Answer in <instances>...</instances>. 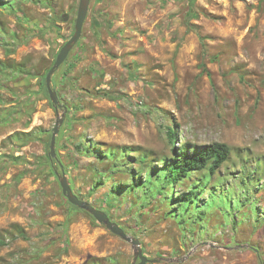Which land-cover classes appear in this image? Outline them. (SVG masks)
I'll list each match as a JSON object with an SVG mask.
<instances>
[{"label": "rangeland", "instance_id": "374dc122", "mask_svg": "<svg viewBox=\"0 0 264 264\" xmlns=\"http://www.w3.org/2000/svg\"><path fill=\"white\" fill-rule=\"evenodd\" d=\"M78 5L0 0V264L134 261L57 171L141 241L147 264H264V0H91L52 77L56 110L46 75ZM62 114L63 170L49 159ZM180 142H224L230 158L166 184Z\"/></svg>", "mask_w": 264, "mask_h": 264}, {"label": "water", "instance_id": "95a60500", "mask_svg": "<svg viewBox=\"0 0 264 264\" xmlns=\"http://www.w3.org/2000/svg\"><path fill=\"white\" fill-rule=\"evenodd\" d=\"M91 0H79L77 17L75 21V30L71 38L60 48L59 53L55 59L54 64L49 69L46 75V87L50 96L51 101L53 102L56 110L60 108L65 109V105L61 103L58 92L53 88L52 77L55 71L66 61L70 52L72 51L75 44L80 40L85 21L88 16L89 7ZM65 114L56 121L53 128L51 141H50V157L59 162L60 167L63 170V164L60 162L57 151H56V138L60 131V126L64 123ZM56 174L59 176L60 185L62 187L63 194L68 198L69 202L73 205H76L82 209L87 210L93 217L101 224L105 225L110 231L124 238L126 241L131 242L133 246L136 247L134 261L132 264H147L149 258L144 254L143 248L141 246V241L138 238H135L126 231L125 227L122 226L117 221L113 220L111 216L104 210L97 208L88 201L81 198L73 190L68 175L63 171L60 175L57 171ZM140 260L139 262H137Z\"/></svg>", "mask_w": 264, "mask_h": 264}, {"label": "trees", "instance_id": "16d2710c", "mask_svg": "<svg viewBox=\"0 0 264 264\" xmlns=\"http://www.w3.org/2000/svg\"><path fill=\"white\" fill-rule=\"evenodd\" d=\"M169 131L172 138L177 134L176 129L170 128ZM173 141H175L174 138ZM173 151L175 157L166 163L168 176V179L165 180L166 184L180 182L184 177L188 176L192 170L202 171L208 169L211 173H215L229 160L231 147L224 142H215L204 146L180 142L179 147H175ZM49 159L50 164H54L55 161H57L51 157ZM253 173V171L249 172L248 177H253ZM132 185L137 186L141 184L138 180ZM197 195L198 193L196 191L191 190L183 197V201H192ZM74 207L79 208L76 205H74ZM126 231L129 232L127 229Z\"/></svg>", "mask_w": 264, "mask_h": 264}]
</instances>
